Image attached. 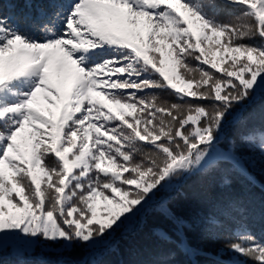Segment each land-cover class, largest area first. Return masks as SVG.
<instances>
[{"label": "snow or ice", "instance_id": "snow-or-ice-1", "mask_svg": "<svg viewBox=\"0 0 264 264\" xmlns=\"http://www.w3.org/2000/svg\"><path fill=\"white\" fill-rule=\"evenodd\" d=\"M25 7L0 12V260L112 264L147 230L138 264H199L194 234L264 264L244 195L216 194L264 165V0Z\"/></svg>", "mask_w": 264, "mask_h": 264}, {"label": "trees", "instance_id": "trees-1", "mask_svg": "<svg viewBox=\"0 0 264 264\" xmlns=\"http://www.w3.org/2000/svg\"><path fill=\"white\" fill-rule=\"evenodd\" d=\"M28 0H0L2 4L3 15L10 16L13 18L14 22H17V17H23L28 14L30 10L25 7ZM31 3L35 5H46L49 3V0H31ZM34 11V9H33ZM235 23V21H233ZM27 27L24 24H21V30ZM258 42V41H257ZM196 63V62H194ZM202 67H207L203 66ZM259 111V104L253 105L249 110ZM250 128H261L262 122L260 119L250 121ZM229 134H233L230 130ZM251 175L254 178V183L241 187L239 182L233 184L231 189H221L219 187V178H216V194H221L222 192H240L244 195L248 201L249 206V216L247 218V224L249 230L255 235L257 240L261 243H264V165H256L250 169ZM190 184L196 185L195 181H190ZM195 208H202L205 211L212 210V203L210 201H200L192 205H187L181 203L178 205L177 210L182 214L188 215ZM192 241L194 244L199 246L204 250L207 255L197 257L199 264H218V261H225L228 264H231V260L234 254H229L225 256H218V250L220 248V241L211 238L204 237L200 234H194L192 236ZM153 248V242L150 238L149 232L146 230L143 235L133 244H126L123 246L122 251L119 256L110 257L112 264H119L120 261H123V264H138L139 261L146 260ZM49 259L56 260L58 257L55 254H48ZM71 259L77 257L71 256ZM241 261H244V257L239 258ZM0 264H15V261H9L7 259L0 260ZM251 264V262H248Z\"/></svg>", "mask_w": 264, "mask_h": 264}, {"label": "rangeland", "instance_id": "rangeland-1", "mask_svg": "<svg viewBox=\"0 0 264 264\" xmlns=\"http://www.w3.org/2000/svg\"><path fill=\"white\" fill-rule=\"evenodd\" d=\"M259 165V164H258ZM245 260V259H244Z\"/></svg>", "mask_w": 264, "mask_h": 264}]
</instances>
